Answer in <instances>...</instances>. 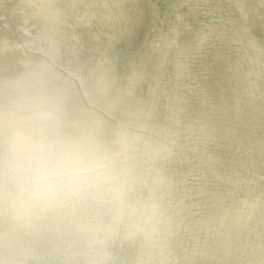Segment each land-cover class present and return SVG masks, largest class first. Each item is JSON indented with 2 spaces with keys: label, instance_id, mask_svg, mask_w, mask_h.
Masks as SVG:
<instances>
[{
  "label": "bare ground",
  "instance_id": "6f19581e",
  "mask_svg": "<svg viewBox=\"0 0 264 264\" xmlns=\"http://www.w3.org/2000/svg\"><path fill=\"white\" fill-rule=\"evenodd\" d=\"M0 264H264V0H0Z\"/></svg>",
  "mask_w": 264,
  "mask_h": 264
}]
</instances>
